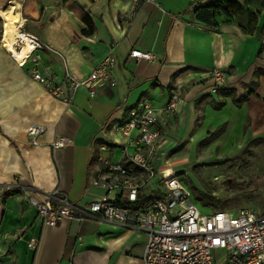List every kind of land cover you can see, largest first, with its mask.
<instances>
[{
	"label": "crops",
	"instance_id": "crops-1",
	"mask_svg": "<svg viewBox=\"0 0 264 264\" xmlns=\"http://www.w3.org/2000/svg\"><path fill=\"white\" fill-rule=\"evenodd\" d=\"M210 1L137 6L134 0H0V264H142L143 232L99 220L45 226L24 190L40 199L58 190L79 205L100 196L90 185L98 147L106 145L112 159L124 160L125 138L117 126L144 99L159 110L163 137L153 164L166 178L176 173L160 160L168 151H197L203 143L205 153L220 150L212 157L217 160L239 149L264 150V11L252 35L235 23L214 32L189 13ZM9 14L18 16L19 32L49 47L38 52L39 68L58 83L64 85L68 75L84 80L108 55L114 61L111 81L94 98L85 88L70 104L52 96L30 77L31 63L20 66L6 49ZM83 14L92 18V34ZM134 50L152 52L158 60L134 59ZM215 70L227 74L223 89L234 91V99L212 92ZM174 94L181 98L179 109L165 113ZM34 125L45 128L38 146L27 136ZM57 137L71 143L54 149ZM33 238L39 240L36 250L29 246Z\"/></svg>",
	"mask_w": 264,
	"mask_h": 264
},
{
	"label": "built area",
	"instance_id": "built-area-1",
	"mask_svg": "<svg viewBox=\"0 0 264 264\" xmlns=\"http://www.w3.org/2000/svg\"><path fill=\"white\" fill-rule=\"evenodd\" d=\"M134 1L141 6L157 0ZM27 45L31 50L22 61L6 49L20 66L31 63L30 77L68 104L81 88L94 98L112 79L114 61L108 55L84 80L68 75L65 88L53 73L39 68L38 52L49 47L39 38L20 31L14 48L22 52ZM131 57L147 62L158 60L152 52L143 50H134ZM211 77L212 92L218 93L226 85L227 74L215 70ZM181 102L180 96L174 94L165 113H175ZM159 116L152 101L144 99L117 126L125 138L123 161L112 159L108 155L110 148L99 145L90 185L101 192L100 196L79 205L58 190L42 199L24 190L27 204L37 211L45 226L56 227L63 219L99 220L143 232L147 243L142 264H215L214 254L218 251L223 252V264H264L263 211L244 207L206 213L205 209L209 208L196 200L193 190L181 177L173 173L166 178L163 172L156 171L153 161L163 137L158 127ZM44 133L43 126H31L27 132L29 144L38 146ZM70 143L67 138L57 137L52 146L60 149ZM29 246L36 250L39 240L33 238Z\"/></svg>",
	"mask_w": 264,
	"mask_h": 264
},
{
	"label": "rangeland",
	"instance_id": "rangeland-1",
	"mask_svg": "<svg viewBox=\"0 0 264 264\" xmlns=\"http://www.w3.org/2000/svg\"><path fill=\"white\" fill-rule=\"evenodd\" d=\"M263 11L264 9L261 13ZM200 148L201 150L182 153L168 151L163 153L160 160L165 161L169 168H174L177 175L190 188L196 187L212 192L214 196L223 200L222 208L205 209L206 213L214 210L236 211L244 207L264 212V150L257 152L250 147L245 151L239 149L216 160L212 157L220 155L219 149L213 148L211 152L205 153L203 143ZM199 156L205 158L202 160ZM156 171L159 170L156 168ZM229 189H233L234 192L229 193ZM214 257L215 264H223V252H215Z\"/></svg>",
	"mask_w": 264,
	"mask_h": 264
},
{
	"label": "trees",
	"instance_id": "trees-1",
	"mask_svg": "<svg viewBox=\"0 0 264 264\" xmlns=\"http://www.w3.org/2000/svg\"><path fill=\"white\" fill-rule=\"evenodd\" d=\"M212 0L204 5L192 6L189 10L191 19L194 22L210 29L211 31H219L223 23H235L239 26L243 33L252 35L257 32L259 19L262 15L261 10L264 9V0ZM254 11H253V10ZM83 22L88 27V34L94 31L92 18L83 14ZM220 95L224 98L234 99L235 93L232 90L221 89ZM248 96L243 100L236 101L237 105H242L248 100ZM225 102H221L216 109L223 107ZM222 130H218L211 134L207 141L213 140ZM258 144V143H256ZM194 192L196 200L203 206L211 209H220L223 207V200L214 196L212 192L200 190L196 187L191 188Z\"/></svg>",
	"mask_w": 264,
	"mask_h": 264
},
{
	"label": "bare ground",
	"instance_id": "bare-ground-1",
	"mask_svg": "<svg viewBox=\"0 0 264 264\" xmlns=\"http://www.w3.org/2000/svg\"><path fill=\"white\" fill-rule=\"evenodd\" d=\"M4 19L6 21V32H5V37L3 41L7 46L6 48H8L10 52H13L14 56L18 60L22 61L29 54L31 47L29 45L25 46L22 52H19L14 48L16 39L18 38V35L20 34V32L14 26V21H18L19 18L18 16L9 14V15H4Z\"/></svg>",
	"mask_w": 264,
	"mask_h": 264
}]
</instances>
